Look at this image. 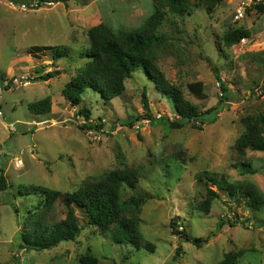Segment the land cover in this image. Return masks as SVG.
<instances>
[{"label": "rangeland", "instance_id": "1", "mask_svg": "<svg viewBox=\"0 0 264 264\" xmlns=\"http://www.w3.org/2000/svg\"><path fill=\"white\" fill-rule=\"evenodd\" d=\"M187 1L191 14L165 16L157 29L163 38L156 48L157 65L201 112L223 98L217 73L228 87L216 121L201 129L193 123L171 129L168 121L179 120L173 104L141 70L127 80L121 97L108 102L87 90L81 107L75 108L62 95L88 62L80 56L89 47V31L101 24L116 31L138 29L155 13L156 0H0V178L6 185V190L0 187V264H80L87 253L99 264H217L230 252L243 253L238 264H264V210L256 211L244 198L231 199L226 192L213 201L210 214L197 209L206 195L199 181L204 172L264 194V152L241 155L236 149L247 121L264 115V13L251 7L236 20L243 0H224L210 12L201 0ZM236 28L247 29L250 36L227 47L224 36ZM51 46L67 48L69 55L54 61L50 50L33 52ZM52 71L62 73L40 80ZM196 81L205 85L206 98L188 91V84ZM144 90L151 120L143 107ZM46 97L52 99L51 112L32 114L29 105ZM82 107L90 110L89 121L79 113ZM142 116L146 121L137 119ZM92 126L101 127L90 130ZM113 170H128L138 180L134 188L121 187L122 202L147 198L137 212L127 205L125 215L135 220L142 245L155 246L153 253L131 241L114 243L110 233L88 225L89 216L77 206L81 232L76 241L39 251L21 248L22 234L33 231L32 221L42 214L36 213L40 198L22 195L19 186L65 194ZM44 216L53 223L66 213L55 201ZM173 222L192 239L207 241L198 247L181 239L173 233Z\"/></svg>", "mask_w": 264, "mask_h": 264}, {"label": "trees", "instance_id": "2", "mask_svg": "<svg viewBox=\"0 0 264 264\" xmlns=\"http://www.w3.org/2000/svg\"><path fill=\"white\" fill-rule=\"evenodd\" d=\"M45 1V0H40ZM224 0H201L208 6V11L223 2ZM257 12L264 13L263 6H256ZM155 13L148 18L140 28L123 31L114 30L105 24L93 27L89 31V47L80 58H87L88 62L84 67L78 69L77 75L71 79L62 91L65 100L73 107H81L83 102V94L87 90L98 93L106 102L115 98H119L126 90V82L133 74L141 70L145 77L151 81L155 89L173 104V108L179 120H169L171 129H181L193 123V127L201 129L205 123H213L217 119V114L221 110L225 94L229 92L228 87L222 82L218 73L216 79L221 86V94L223 98L218 106L211 108L205 112L187 101L184 91L171 84L165 77L162 70L157 65V45L163 44V38L157 35V29L163 25L165 16L183 17L186 13L191 14L192 10L187 0H156ZM250 32L244 28L231 29L224 36V43L227 47L235 46L243 38H248ZM50 50L54 61H60L69 55V50L64 47H35L33 52H44ZM61 71H52L43 76L40 80L47 82L52 78L59 76ZM13 81L6 88H11ZM188 91L197 97L203 99L207 97L205 85L202 81H196L188 84ZM143 107L146 113H150L147 92L143 91ZM52 99L46 97L43 100L33 102L29 105L32 114L46 115L51 112ZM79 113L85 117L86 121L91 119L90 110L82 107ZM137 119L146 121V116ZM148 120L152 119L151 114ZM163 121V120H162ZM159 119L157 122H162ZM199 123V126L196 125ZM101 126L90 127L100 128ZM95 129V130H96ZM236 149L243 155L247 150L264 152V115L260 114L251 118L246 123L245 132L238 138ZM248 173L253 170L249 166L243 165ZM201 185L205 186L206 195L202 202L197 206L200 213L210 214L213 201L221 199L220 192H226L233 199L244 198L247 204L256 211L264 210V194L257 188L249 184L240 182H230L223 176L215 173L204 172L200 176ZM0 187L6 190L3 178H0ZM137 178L128 170H113L106 174L101 180L85 185L80 189L67 192L65 194L51 190L42 186H19V193L24 196L35 195L40 198L37 205L36 213L42 214L32 223H35V229L22 234L21 248L28 250H46L58 247L62 242H74L78 238L81 227L74 212L77 206L86 211L89 216L88 225L97 227L103 234L111 235V239L116 244H122L126 241L132 242L137 248L142 246L150 252L155 251V246L151 243L142 245L140 237L135 233V220L128 218L125 214L127 205L137 212L139 208L146 202V197H132L127 202H122L120 198V190L124 185L132 188L136 187ZM211 184V185H210ZM210 186H215L213 190ZM57 201L62 203L65 209L66 217L63 220L48 223L44 215L47 210L53 207V203ZM37 214L31 215L35 217ZM30 217V218H31ZM231 226L235 225V221L226 219ZM248 221V219H247ZM224 220L218 225L221 229ZM173 233L180 236L181 239L192 241L200 247L206 239H192L187 230L182 228L178 230L176 222L171 223ZM133 233V234H132ZM177 251V255H179ZM242 252H230L224 255L223 259L217 264H238ZM80 264H99V259L92 254H84L79 259Z\"/></svg>", "mask_w": 264, "mask_h": 264}, {"label": "built area", "instance_id": "3", "mask_svg": "<svg viewBox=\"0 0 264 264\" xmlns=\"http://www.w3.org/2000/svg\"><path fill=\"white\" fill-rule=\"evenodd\" d=\"M264 7V0H243L241 1V8L237 10V14L235 15L236 20H241L244 17L246 9L256 6ZM247 39H242V42ZM20 164V163H19Z\"/></svg>", "mask_w": 264, "mask_h": 264}]
</instances>
